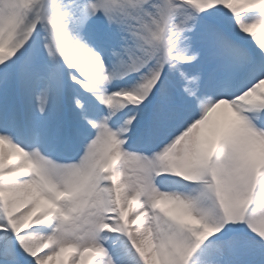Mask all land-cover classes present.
Wrapping results in <instances>:
<instances>
[{"label":"snow or ice","instance_id":"6c2138e0","mask_svg":"<svg viewBox=\"0 0 264 264\" xmlns=\"http://www.w3.org/2000/svg\"><path fill=\"white\" fill-rule=\"evenodd\" d=\"M92 262L264 264V0H0V264Z\"/></svg>","mask_w":264,"mask_h":264},{"label":"bare ground","instance_id":"6f19581e","mask_svg":"<svg viewBox=\"0 0 264 264\" xmlns=\"http://www.w3.org/2000/svg\"><path fill=\"white\" fill-rule=\"evenodd\" d=\"M123 161H121V163H122Z\"/></svg>","mask_w":264,"mask_h":264},{"label":"rangeland","instance_id":"374dc122","mask_svg":"<svg viewBox=\"0 0 264 264\" xmlns=\"http://www.w3.org/2000/svg\"><path fill=\"white\" fill-rule=\"evenodd\" d=\"M94 264V263H93Z\"/></svg>","mask_w":264,"mask_h":264}]
</instances>
